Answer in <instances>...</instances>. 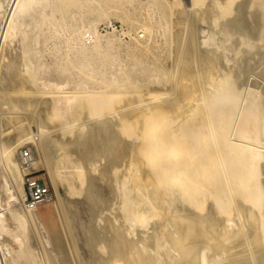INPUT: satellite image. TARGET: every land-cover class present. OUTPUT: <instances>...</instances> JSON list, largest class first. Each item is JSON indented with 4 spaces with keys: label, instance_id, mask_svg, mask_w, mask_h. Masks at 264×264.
<instances>
[{
    "label": "bare ground",
    "instance_id": "1",
    "mask_svg": "<svg viewBox=\"0 0 264 264\" xmlns=\"http://www.w3.org/2000/svg\"><path fill=\"white\" fill-rule=\"evenodd\" d=\"M110 4L144 28L127 58L99 29ZM256 53L264 0H0L6 264H264ZM40 167L57 220L26 203Z\"/></svg>",
    "mask_w": 264,
    "mask_h": 264
},
{
    "label": "rangeland",
    "instance_id": "2",
    "mask_svg": "<svg viewBox=\"0 0 264 264\" xmlns=\"http://www.w3.org/2000/svg\"><path fill=\"white\" fill-rule=\"evenodd\" d=\"M141 1L143 2V4H145L147 2V0H141ZM172 1L173 0H171V1L168 0V2H172ZM164 2H166V1H164ZM138 4H139V2L137 3V1L133 2V7H137ZM114 6L115 5H113V4H110V5L106 6V7L109 8V13L111 14L110 15V19L108 20L110 22V24H109L108 21H106V22L104 21L105 23L101 22L99 29H100L101 34L104 35V38L105 37H111L112 39H117V38L120 39V41H115L116 42L115 43V46L116 47H119V45H120V48H119L120 50L119 49L118 50L117 49H114L113 50V54L121 53V55L123 57H126L127 58L128 57L127 56V53H130V51H135L136 45L138 44V42H136L137 41V38H136L137 37V29L143 30L144 28L142 27V23L141 22H134L133 24H128L126 22H123V20L120 17V12H117L118 10ZM127 6H129V5L127 4ZM132 12H133V16L132 15L131 16L134 17V10H131V13ZM250 20L251 19H249L248 20L249 22H247V23L249 24L251 22L252 24H249V25L252 26L253 25V22H252V20L251 21ZM141 30H139V32H142ZM135 39H136V41H135ZM132 47H134V48H132ZM48 53H50V51H48ZM47 55L49 56V54H47ZM259 55H261V54L256 53V55L254 54V56L252 57V58L255 59V61H256L257 64L255 63V61L248 62V64L251 63V62L252 63H255L259 67V70L258 69L256 70V72L258 71V73H256L254 71L253 74H255V73L256 74H259L261 72L260 70H262L264 68V65L262 64L263 63V57H262L263 55L261 56L262 58H260ZM258 63H260V64H258ZM248 64H247L248 69L247 70L245 69L246 71L244 70V72L246 73V75H249L250 74V71L252 72V70H251L252 68L251 67H253V69H254V66L253 65H255V64H253V65L250 64L249 66H251V67L249 68ZM258 67H255V69L258 68ZM249 69H250V71H249ZM244 72H243V74L245 75ZM244 75H241V77L243 76L242 77V81L243 80L244 81H247L248 80V82H250L251 81V78H252V74L249 75V76H251V78L249 76H248V78H247V76L244 77ZM261 76H262V78L264 77L263 74ZM245 78H247V80ZM242 81H240V82H242ZM1 94L4 95L3 93H1ZM2 103L3 102L0 103L1 104L0 112L1 111H3V112L8 111L7 108H6L7 106L6 105L3 106L4 104L2 105ZM6 122H7V120L5 121V124H6ZM4 126L6 127V128L4 127L5 129H11V128L13 129L14 124L12 123V125H10V126H8V124H6ZM49 128L51 130L53 128V126L50 125ZM10 135H11V137H10ZM10 135H9V137L11 138V140H13V139H15L17 133L15 135L14 134V131H13ZM53 136H56V135L53 134ZM62 139L63 138H61V140ZM34 148L35 147H34L32 141H30L29 143H27L25 145L20 146L19 149L17 150L18 160L22 161L21 160V157H20V152L21 151H29L32 158L38 159V153L36 152V149H34ZM40 168H38L37 170H33L32 171L33 174L28 175V177L26 176V180H28V179H30V180H40V181L44 182L46 185H48L50 187V189L52 191V199L50 201L45 202L44 204L40 205L37 208V211L39 212L40 215H43V214L45 215L46 213H48V215H50L55 220H57L56 219L57 217H55L56 216V213H55L56 212V209H55V206H54V204L57 201V195H56L55 189L53 188V186L51 184V181H50V178H49V176L47 174V171L42 170V167H40ZM26 184H27V182H26ZM60 186H62V185H60ZM60 186H59V193L64 198V196L65 197L67 196V192L65 190L66 188L64 186H62V187H60ZM55 220H54V224H57V222H55ZM5 261H4V258L2 256V254H1L0 255V264H6L7 262H5Z\"/></svg>",
    "mask_w": 264,
    "mask_h": 264
},
{
    "label": "built area",
    "instance_id": "3",
    "mask_svg": "<svg viewBox=\"0 0 264 264\" xmlns=\"http://www.w3.org/2000/svg\"><path fill=\"white\" fill-rule=\"evenodd\" d=\"M20 157L23 160V165H27L31 154L29 151H21ZM28 177V176H27ZM27 200L26 203L33 209L52 199V191L48 185L40 180H27L26 185Z\"/></svg>",
    "mask_w": 264,
    "mask_h": 264
}]
</instances>
